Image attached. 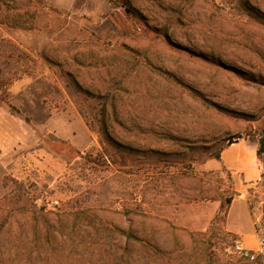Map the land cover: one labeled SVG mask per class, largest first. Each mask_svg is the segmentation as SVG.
Segmentation results:
<instances>
[{
    "label": "rangeland",
    "instance_id": "1",
    "mask_svg": "<svg viewBox=\"0 0 264 264\" xmlns=\"http://www.w3.org/2000/svg\"><path fill=\"white\" fill-rule=\"evenodd\" d=\"M262 132L264 0H0V264H264L214 157Z\"/></svg>",
    "mask_w": 264,
    "mask_h": 264
},
{
    "label": "crops",
    "instance_id": "2",
    "mask_svg": "<svg viewBox=\"0 0 264 264\" xmlns=\"http://www.w3.org/2000/svg\"><path fill=\"white\" fill-rule=\"evenodd\" d=\"M256 149V141L243 137L220 151V165L229 172L236 191L225 213V228L249 251L258 249V237L264 233L262 208L259 205L250 207L246 197L249 194L242 190L264 179V165Z\"/></svg>",
    "mask_w": 264,
    "mask_h": 264
},
{
    "label": "trees",
    "instance_id": "3",
    "mask_svg": "<svg viewBox=\"0 0 264 264\" xmlns=\"http://www.w3.org/2000/svg\"><path fill=\"white\" fill-rule=\"evenodd\" d=\"M202 57V56H200ZM213 66V65H212ZM214 67V66H213ZM245 138H248V139H251V140H254L256 141V144H257V149H256V153L258 155V157H261L262 155H264V133L262 132V134H260V136L258 138H255V137H249V136H245ZM222 149V148H221ZM217 151L215 154H214V157L215 159L220 163V151ZM221 169L225 172L226 176H227V181H228V184L231 186L232 185V180H231V177H230V174L228 171H226L222 166H221ZM231 202V198H226V203L229 205ZM120 234H122L123 236H126V237H131V235L125 231H122V230H119L118 231ZM156 250V249H154ZM256 259V258H255ZM254 259V260H255ZM247 261H249L248 259H245Z\"/></svg>",
    "mask_w": 264,
    "mask_h": 264
},
{
    "label": "built area",
    "instance_id": "4",
    "mask_svg": "<svg viewBox=\"0 0 264 264\" xmlns=\"http://www.w3.org/2000/svg\"><path fill=\"white\" fill-rule=\"evenodd\" d=\"M234 250L241 258L248 259L249 261H253L257 255L264 259V233L258 237L257 253H252L251 251L244 249L236 240L234 243Z\"/></svg>",
    "mask_w": 264,
    "mask_h": 264
},
{
    "label": "water",
    "instance_id": "5",
    "mask_svg": "<svg viewBox=\"0 0 264 264\" xmlns=\"http://www.w3.org/2000/svg\"><path fill=\"white\" fill-rule=\"evenodd\" d=\"M234 142H235L234 139H230V140L228 141V144H232V143H234Z\"/></svg>",
    "mask_w": 264,
    "mask_h": 264
}]
</instances>
